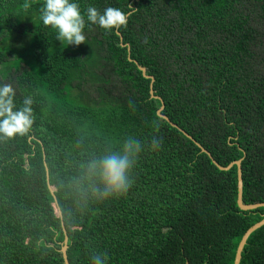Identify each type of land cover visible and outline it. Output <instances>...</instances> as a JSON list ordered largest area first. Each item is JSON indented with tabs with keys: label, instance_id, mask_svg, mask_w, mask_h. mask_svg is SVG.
Here are the masks:
<instances>
[{
	"label": "trees",
	"instance_id": "trees-1",
	"mask_svg": "<svg viewBox=\"0 0 264 264\" xmlns=\"http://www.w3.org/2000/svg\"><path fill=\"white\" fill-rule=\"evenodd\" d=\"M44 2L0 0V86L34 118L0 135V264H64L65 235L69 264H234L264 207L241 210L237 166L213 161H239L243 204H264V0H71L79 46L43 24ZM129 4L119 30L87 20ZM129 137L134 183L101 199L89 165ZM239 264H264V225Z\"/></svg>",
	"mask_w": 264,
	"mask_h": 264
},
{
	"label": "clouds",
	"instance_id": "clouds-1",
	"mask_svg": "<svg viewBox=\"0 0 264 264\" xmlns=\"http://www.w3.org/2000/svg\"><path fill=\"white\" fill-rule=\"evenodd\" d=\"M130 12L125 13L119 8L107 7L101 14L96 7L88 6L86 17L93 25H98L106 31L119 30L126 27L129 16L137 11L130 4ZM41 19L45 26L58 31L57 40L62 44L79 46L85 44V18L81 14L80 6L71 0H45L40 10ZM16 92L10 83L0 86V135L14 138L25 135L33 124V99L27 96L23 105L17 110L14 103ZM131 103V102H130ZM141 142L129 137L120 152H115L93 161L89 168L98 176L103 190L97 189L101 199L126 194L134 183L132 170L143 150ZM148 147L155 151L161 147V142L152 138ZM107 257L100 258L97 254L91 257L92 264H106Z\"/></svg>",
	"mask_w": 264,
	"mask_h": 264
},
{
	"label": "water",
	"instance_id": "water-1",
	"mask_svg": "<svg viewBox=\"0 0 264 264\" xmlns=\"http://www.w3.org/2000/svg\"><path fill=\"white\" fill-rule=\"evenodd\" d=\"M159 116H162L160 113H159ZM203 152L207 153L205 150H202ZM209 155V154H208ZM213 163L220 169V170H228L230 169L233 165H236L237 166V205L238 207L243 210V211H247V210H253V209H256L257 207L259 206H263L264 207V204H255V205H244L243 202H242V171H241V165H240V162L239 161H236L234 163H231L229 166L223 168L221 166H219L215 161H213ZM53 192V191H52ZM264 225V217L263 219L254 224L252 227H250L246 232L245 234L243 235L241 241L239 242L238 244V247H237V250H236V254H235V259H234V264H239L240 262V259H241V252L243 250V247L247 241V238L249 237V235L254 232L255 230L259 229L260 227H262ZM65 233V232H64ZM66 243H67V237L65 235V238H64V241H63V245H62V248H61V254H62V257H63V261H64V264H69L68 260H67V254H66V251H67V246H66ZM188 264V263H186Z\"/></svg>",
	"mask_w": 264,
	"mask_h": 264
}]
</instances>
